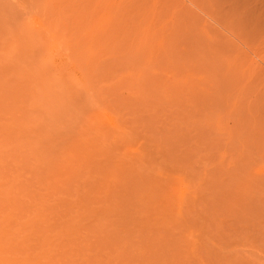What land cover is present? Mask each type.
Wrapping results in <instances>:
<instances>
[{"label": "rangeland", "instance_id": "rangeland-1", "mask_svg": "<svg viewBox=\"0 0 264 264\" xmlns=\"http://www.w3.org/2000/svg\"><path fill=\"white\" fill-rule=\"evenodd\" d=\"M0 264H264V0H0Z\"/></svg>", "mask_w": 264, "mask_h": 264}]
</instances>
